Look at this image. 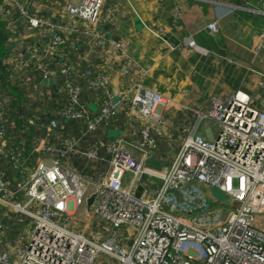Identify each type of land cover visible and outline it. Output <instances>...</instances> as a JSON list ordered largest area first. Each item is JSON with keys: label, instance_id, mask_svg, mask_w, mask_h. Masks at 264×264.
I'll use <instances>...</instances> for the list:
<instances>
[{"label": "crops", "instance_id": "0c3cea01", "mask_svg": "<svg viewBox=\"0 0 264 264\" xmlns=\"http://www.w3.org/2000/svg\"><path fill=\"white\" fill-rule=\"evenodd\" d=\"M77 2L0 0V111L14 126H23L27 138L21 149L10 133L6 143H0V195L4 192L14 197L12 202H20L27 174L40 161L53 159L98 182L108 170V143L158 170L171 162L194 124L195 111H206L213 97L225 101L240 92L252 108L264 112V0H102L98 31L103 44L81 30L62 29L65 20L56 12ZM20 11L41 25L29 28ZM214 19L217 33L211 34L206 25ZM54 37L61 43L47 54ZM108 43H119V49H108ZM32 53L42 58L40 67L29 58ZM22 64L26 67L17 73ZM100 73L106 85L90 86ZM21 76L26 82L19 86ZM67 84L78 90V101L89 115L98 112L105 93L114 101L124 96L125 102L113 118L83 136V124L61 113L68 102ZM136 87L166 102L151 118L160 131L152 150H138L145 123L131 116L129 101ZM50 121L54 129L48 128ZM214 127L202 120L196 134L207 130L215 136ZM88 149L94 150L92 160L82 156ZM65 150V155H56ZM82 206L75 214L89 209L87 202ZM78 218V225L88 224ZM27 223L0 204V248L8 243L23 250ZM90 226L88 232H79L90 237L94 224Z\"/></svg>", "mask_w": 264, "mask_h": 264}, {"label": "built area", "instance_id": "2783aa9c", "mask_svg": "<svg viewBox=\"0 0 264 264\" xmlns=\"http://www.w3.org/2000/svg\"><path fill=\"white\" fill-rule=\"evenodd\" d=\"M101 8L102 0H78L64 4L56 16L65 20L62 29L66 32L81 30L103 44L98 31ZM20 15L29 28L41 25L24 11ZM206 28L216 34V19ZM60 43L54 37L45 52L50 54ZM108 49L118 50L119 43H108ZM29 58L40 67L41 57L32 53ZM25 67L20 65L17 73ZM41 77L46 75L41 73ZM21 79L19 86L26 82ZM89 85L105 86L106 76L100 73ZM65 89L68 102L61 113L83 124V136L113 118L125 102L124 96L114 101L105 93L98 112L89 115L78 101V90L69 84ZM165 103L152 92L139 87L133 90L131 116L145 123L139 151L155 148L154 137L160 131L151 118ZM0 115V143H6L10 133L21 149L27 142L26 129L14 126L4 112ZM195 116L171 162L158 170L146 168L143 160L113 143L104 145L110 155L108 170L95 183L62 168L57 159L37 163L27 174L20 202H12L14 197L4 192L0 195V204L17 217L24 216L29 228L23 250L8 243L1 245L0 264H264V112L252 108L248 97L237 92L225 101L213 97L208 109L195 111ZM202 120L211 121L217 129L211 142L196 136ZM55 127L54 121L48 123L49 129ZM56 153L63 156L67 151ZM82 156L92 160L94 150L88 149ZM194 185L202 188L205 200L210 199L204 190L213 189L235 206L224 222L211 228L197 227L176 215L173 206L167 207L169 196ZM138 187L141 191L135 196ZM90 198L85 213L94 227L87 237L74 229L80 221L75 210ZM99 256L112 261H98Z\"/></svg>", "mask_w": 264, "mask_h": 264}, {"label": "rangeland", "instance_id": "374dc122", "mask_svg": "<svg viewBox=\"0 0 264 264\" xmlns=\"http://www.w3.org/2000/svg\"><path fill=\"white\" fill-rule=\"evenodd\" d=\"M215 131L217 132L216 127L213 129L214 134ZM3 145L4 144H0V147ZM201 190L202 188L197 185L184 188L177 194L168 197L169 202L167 207L170 208L173 206V211L176 215L183 217L197 227L211 228L224 222L228 215L235 209V206L230 204L229 207L219 205L213 207L210 200H205ZM78 215H81L84 220H87L88 224H80L74 228L75 231H82L84 233L88 232L91 227L90 224H94L93 220L90 219L89 213L84 214L80 211ZM99 260L107 263H111L112 261L104 256H99L98 261ZM95 263L96 262L94 261L93 264Z\"/></svg>", "mask_w": 264, "mask_h": 264}, {"label": "water", "instance_id": "95a60500", "mask_svg": "<svg viewBox=\"0 0 264 264\" xmlns=\"http://www.w3.org/2000/svg\"><path fill=\"white\" fill-rule=\"evenodd\" d=\"M251 2H256L257 0H250ZM44 83V82H43ZM196 136L198 138H202L204 137L207 141L211 142V140L213 139L212 136L210 135V133L205 130L203 132H200L198 134H196ZM140 191V188L138 187L137 190H136V193H135V196H138V193ZM204 194L211 200L213 201L214 203L216 204H219L221 206H224V207H229V202H228V199L226 198L225 195L217 192L216 190H213V189H206L204 190ZM92 199H88L87 200V205H90Z\"/></svg>", "mask_w": 264, "mask_h": 264}, {"label": "trees", "instance_id": "16d2710c", "mask_svg": "<svg viewBox=\"0 0 264 264\" xmlns=\"http://www.w3.org/2000/svg\"><path fill=\"white\" fill-rule=\"evenodd\" d=\"M212 205H217V204H212Z\"/></svg>", "mask_w": 264, "mask_h": 264}]
</instances>
